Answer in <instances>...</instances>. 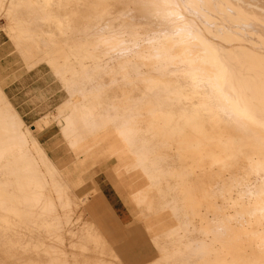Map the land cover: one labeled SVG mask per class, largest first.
Masks as SVG:
<instances>
[{"label":"bare ground","instance_id":"bare-ground-1","mask_svg":"<svg viewBox=\"0 0 264 264\" xmlns=\"http://www.w3.org/2000/svg\"><path fill=\"white\" fill-rule=\"evenodd\" d=\"M25 2L61 34L70 21L76 27L70 71L84 88L59 111L63 128L91 131L97 145L108 141L128 158L127 168L157 175V204L182 229L151 264H264V0ZM59 46L37 58L55 59ZM12 119L23 124L0 88V131L8 135L0 140V264L97 263L87 252L111 249L108 240L94 222L71 219V193L53 189L34 156L50 161ZM67 246L82 260L70 261Z\"/></svg>","mask_w":264,"mask_h":264},{"label":"rangeland","instance_id":"rangeland-1","mask_svg":"<svg viewBox=\"0 0 264 264\" xmlns=\"http://www.w3.org/2000/svg\"><path fill=\"white\" fill-rule=\"evenodd\" d=\"M18 6H20L19 9ZM32 11V7L28 10L25 0H0V88L5 92L8 100L22 119L23 124L21 125L19 121L14 122L15 119H12V121L14 120V123L20 124V129L24 133L29 129L31 132L30 136H33L42 150L40 153L44 154L45 162L47 160L50 161L51 165L46 162L50 165L46 166V164L42 163L44 160L39 159V155H36L39 154L36 153L37 150H34V153H36L34 159L37 157L35 160H38L37 162H39L41 169L47 173L48 180H50L51 185H54L52 186L53 189L55 187L61 189L60 186H63L64 188H62L66 189V192L69 190L68 192L71 193L68 199L72 201V214H75L71 219L76 217L79 227H88L91 221L94 222L101 231V235H105L107 238V243L111 249L96 246L95 248H102L101 250H104V252H101V250L100 252L95 250L90 253L87 252L90 262L98 259L97 263L94 262V264H115L113 263L115 261L111 260L112 258L114 259L112 256L115 253L122 264H130L127 263L128 260L124 259L123 253L126 254V251L122 248L131 244L133 239L142 242L146 240L148 243L146 251L141 247L134 246L135 250L138 251V259L135 261V258L133 264H151L154 261H162L164 256L163 241L172 242V235L169 236V234L179 232L182 228L176 226L179 224L173 223V211L170 207H159L157 204L156 197L160 195V190L157 187L154 188L156 174L150 173V175L155 174L152 176L154 180L151 176L148 179L149 168H145L143 165H138L140 169L137 166L127 168L126 165H128L129 161L127 162L128 158L126 157L125 162L123 161L126 164L119 167L120 175H118L113 170L115 161L113 162L111 156L104 158L103 156L93 157L82 154L84 150H90L98 146L94 135L91 131L87 133L90 136L78 132L75 134L74 127L71 128V132L66 130L65 127L63 128L64 123H66L64 122V117L59 115L63 105L65 107L70 106V99L74 98L70 95H72L74 90H77L76 93L79 95L78 89L82 86L80 83H73L74 78L72 77H76V75L71 73L72 70L70 71L71 63H76L77 59L76 48L78 47L74 44L75 41L72 40L73 32L76 30L75 24L70 21L66 24L65 32L61 34L57 27L50 25L51 21L49 23V19L42 15L43 11L41 9H38V12L35 13ZM26 35L29 37H26ZM48 38L55 41L53 43L48 40V45L51 44L49 47H47L48 45L45 46ZM39 39H45V43ZM36 41L38 44H35ZM59 45H61L62 49L58 50L60 52L55 59H50L49 62L44 59H38L45 52L56 53L55 50L60 47ZM37 47L39 48L36 49ZM42 49L45 52H41ZM83 60L86 62L91 61V59ZM54 65L55 68L53 67ZM84 78H81V80L84 81L86 79ZM74 80L79 82L80 78L78 77ZM90 91L91 89L86 90L88 94ZM71 109L69 108L67 112H72ZM45 119H48V124H46ZM35 126H40L39 130H36ZM0 128L5 129L4 126ZM3 134L4 136L7 135V131L5 133L0 131V140L2 137H6ZM10 134H13V132H10ZM9 137L11 138V135ZM12 142L10 143L11 147H13ZM118 142L120 141L118 140ZM102 145L105 146V149H108L106 150L107 153L118 157L117 152L109 151L111 146L108 141H104ZM5 152L7 153L8 151ZM132 161L134 164L136 163L134 156ZM141 168H144L145 174ZM59 179L61 185L59 182L56 185L55 181ZM137 196L141 197L138 198ZM148 197L150 198L148 199ZM59 209L62 211L60 206ZM77 217L81 218L78 219ZM4 226L6 229L9 228L5 223ZM168 237L170 238L168 239ZM49 242L51 241L49 240L47 244L50 245L51 243ZM55 246L54 248H56ZM65 250L67 253L72 248L70 249L67 246ZM79 250L75 249L74 252L76 251V254H79ZM33 252L34 249H32L31 253ZM1 253L0 256L3 258ZM69 253L70 251L66 255H69L70 261H74L79 256L73 255L72 252V254ZM82 257L80 255L78 259ZM2 258L0 257V261ZM188 261L187 259L182 260L178 264H189ZM192 261H195V259L193 258Z\"/></svg>","mask_w":264,"mask_h":264},{"label":"crops","instance_id":"crops-1","mask_svg":"<svg viewBox=\"0 0 264 264\" xmlns=\"http://www.w3.org/2000/svg\"><path fill=\"white\" fill-rule=\"evenodd\" d=\"M105 146L101 144H99L98 146L90 149V150H84L82 152V154L86 155V156H93V157H101L103 156L104 158L107 157V156H111L112 159H113V162L115 161V165H114V168L113 170L118 174L120 175L119 173V167L120 166H123L124 165V162H125V158L123 157H114V155H111V153H107L105 151ZM124 161V162H123ZM99 229V228H98ZM101 232V231H100ZM105 237V235H104ZM106 238V237H105ZM107 239V238H106ZM141 247L144 251L147 250V247H148V243L145 241H136L135 239H133V241L131 242V244L123 247L122 249L126 251V254L123 253V256L125 260H128L127 263H130V264H133L135 261H137V256H138V251L135 250V247ZM117 253V252H116ZM136 258V260L133 262V260ZM132 260V261H131Z\"/></svg>","mask_w":264,"mask_h":264}]
</instances>
